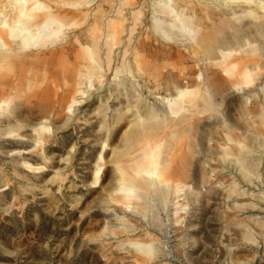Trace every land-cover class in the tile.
Returning <instances> with one entry per match:
<instances>
[{
	"label": "rangeland",
	"instance_id": "374dc122",
	"mask_svg": "<svg viewBox=\"0 0 264 264\" xmlns=\"http://www.w3.org/2000/svg\"><path fill=\"white\" fill-rule=\"evenodd\" d=\"M104 9L109 10L108 4L105 3ZM137 19L128 45L130 53L125 58L126 66L118 72L119 82L127 88L131 83L130 87L136 88V93L139 92L148 104L154 102L148 90L158 95H172L176 85L198 87L201 96L205 94L195 99L198 109L193 111L190 127H184L180 135L170 136L169 127L185 119L181 112L168 117V127L154 126L141 145L129 148L125 129L130 125L129 119L136 114L133 105H137L142 113L147 108L141 106L143 101H136L133 89L128 88L129 95L125 96L120 83L113 81L114 84L108 79L100 84L95 80V91L90 92L88 102L80 109L82 112L77 116L75 113L71 115L66 112V105L74 90L70 80L64 76L63 61L41 62L36 78L21 80V87L18 86L19 91H15V95L9 92L13 103L10 117L17 116L22 126L19 130L21 137L0 138V264H264V205L251 183L247 185L249 181L244 178V183H247L243 186L247 192L245 196L233 194V199L241 203L233 206L229 201L228 210H222L226 193L216 185L213 176L208 177L212 174L209 170L217 167L222 159V153L219 154L222 147L227 146L228 155L238 152L239 156L252 149L250 146L264 145V133L258 140L252 134L264 128L261 122L243 131L244 135L241 131L227 130L222 120L227 116L228 125L234 124L238 118L243 122L252 121L245 114L242 116L248 106L238 96L223 98L232 85H240L236 78L243 67L239 54L221 61L216 51L209 48V51L195 55L185 49L191 43L189 39L176 37L166 41L153 36L151 29H145V25L150 23L147 9L144 8ZM242 23H246L245 20ZM242 23H230L211 30V37L213 34L217 37L230 35ZM85 27L83 23L77 29L80 31ZM138 35L140 42H134ZM54 49L34 53L41 56ZM256 52L247 56L251 62L247 57L245 60L247 65L257 64L264 74V51ZM110 56L111 67L118 66L120 60ZM232 63L236 65L231 67ZM19 72L20 66L11 70L3 67L0 69V83ZM196 74H201V78L198 79ZM107 75L106 78H111L112 72ZM6 92L0 95V100L8 99ZM259 94V98L264 99V91ZM203 97L205 100L201 99ZM127 106L132 108L131 112L126 111ZM113 108L117 112H113ZM119 110L125 111L122 116H119ZM108 116L111 117L108 119ZM112 119L117 123H111ZM42 120L50 124V134L34 132ZM107 125H112L114 131L109 138L103 131H98ZM226 131L231 139L233 136V141H224L223 144ZM35 138L42 143L35 145ZM106 138L110 150L103 157L106 164L102 180L97 186H91L93 165ZM160 141L164 156L159 159V168L165 182L179 184L177 216L181 220L176 223L175 215L170 213L172 210L163 208L162 194L166 191L163 185L148 193L158 202L154 211L152 207L148 208L150 206L143 209L144 203H138L135 211H128L122 217L120 207L110 203V198L123 199L115 192L119 175L115 163L126 167L128 154H139L142 147H147L145 145L153 146ZM246 165L252 172L258 170L251 162H246ZM170 193L166 192L167 198ZM136 195L129 199L130 202H140ZM112 210L117 213L116 217H113ZM147 211H150L152 233L162 240L151 257L129 244V241L147 242L144 231L135 229L146 224L143 215ZM163 236L169 240H163ZM165 257L170 258L167 260Z\"/></svg>",
	"mask_w": 264,
	"mask_h": 264
},
{
	"label": "bare ground",
	"instance_id": "6f19581e",
	"mask_svg": "<svg viewBox=\"0 0 264 264\" xmlns=\"http://www.w3.org/2000/svg\"><path fill=\"white\" fill-rule=\"evenodd\" d=\"M105 3L108 4L109 10L104 9ZM144 8L147 9L150 22L148 26L145 25V29H151L153 36L161 37L166 41H170L176 37H184L191 41L190 45L187 48L185 47L186 50L195 55H201L203 52L205 53V50L207 52L211 48L212 50L210 51L213 52L215 50L220 56L221 61L233 54H239L238 57L243 67H240L241 70L238 72L239 77L237 76L236 78L239 80L240 85L238 87L232 85L231 89L223 94V98L225 99L229 95L238 96L239 100L248 106L242 116L245 114V116L252 118L250 119L252 121L243 122L238 118L234 124L228 125L226 121L227 116L222 120L228 127L227 130H237L239 132H246V129L254 127L258 121L264 124V99L259 98L260 91H264V74L260 72L261 67L257 64L254 63V65L252 62L251 65H247V56L257 53V50L259 52L264 51V0H0V69L6 67L8 70H11L14 66H20L19 73L13 74L10 79H5L6 81L0 83V95L6 91V94L9 95L8 99L0 100V138L12 139L21 137L19 133L22 126L20 119L15 115L10 117L12 115L11 108L13 103L9 92H13V95H15V91H19L18 89L21 87L19 86L21 80L36 78L37 68H41V62L50 60L63 61L65 68L64 76L70 80L71 89L73 88L74 90L71 100L66 105V112L71 115L75 113L77 116L82 112L80 109L88 102L87 99L91 96V91L94 90L95 80L101 84L102 81L110 79L109 82L116 81L121 84L118 72L126 66L125 58L130 53L128 45L130 44V40H132V31L136 28L138 23L137 17L143 13ZM244 20L246 23H242ZM83 23H85L86 27L79 31L77 28ZM230 23L234 25L235 23H242V25L235 28V32L232 34L228 31L230 35L226 36V34H222L217 37V35L213 34V38L211 37V30L228 26ZM139 37V35L135 36L133 41L140 42L138 40ZM54 47L55 49L49 54L36 56V53H34L47 51V49H53ZM29 52H31L30 55L28 54ZM110 55L120 60L119 65L115 62L118 66L111 67L110 60L112 59H110ZM246 57L247 60H245ZM251 60L248 61L251 62ZM102 61H104V66L102 65ZM235 65L236 63H232L231 67ZM111 72V78H106V75L111 74ZM197 78H201V74H198ZM122 84V93L128 96V88H131V83L128 88ZM131 89L135 92L136 98H134L136 101H143L141 102V106H147V108L146 112L142 113L137 105H133L136 114L133 113L135 116L129 119L130 125L125 129L126 141L129 148H133L134 145H141L140 143L147 138V135L151 133L154 126L156 128L168 127L166 123L168 117L176 116L181 112L185 114V119L169 127L170 136L179 134L186 126L190 127L193 111L198 109L196 108L195 99L201 96L198 87L176 85L174 86V93L172 95H158L154 94L152 90H148L147 93L154 99V102L148 104L145 102V98H141L139 92L136 93V88ZM68 93L70 95V92ZM204 97L201 99L205 100ZM206 102L208 103V100ZM199 105L201 106V103ZM205 105L203 104L202 106ZM131 109L127 106L126 111L130 110L131 112ZM111 110L113 112L116 111L114 108ZM123 111L118 113L119 116L124 114L125 111ZM109 117L111 116H108V119ZM113 122L114 120L111 121V123ZM49 125L46 120L39 121L34 132L50 134L51 128ZM112 128V125L111 127L110 125L106 127L101 126L98 131H103L105 137L109 138L114 133ZM258 131L252 132L257 140L264 133V128L261 127L260 132ZM221 134L223 135L222 132ZM108 138L102 142L100 150L97 153L89 183L91 186H97L102 180V173L106 164L103 157L106 151L110 150L107 144ZM224 138L225 140L221 138V141L223 140L221 143L233 141V136L231 139L227 131ZM238 141L237 144L239 143ZM41 143L40 139L35 138V145ZM145 146L147 147H138L141 148L139 154L127 155L125 161L127 163L125 164L126 167H121L118 163H115L119 173L115 192L119 193L123 199L110 198V203H115L116 206L118 205V208L120 207L119 210L122 212H120L122 217L128 211H135L139 206L138 203L142 205L144 203L145 206L140 205L141 208L147 209V206H150L148 208L152 207V210L154 206H157L158 202L156 203L155 197H150L148 193L156 191L159 188L158 186L163 185L166 189L162 194L163 208L172 210L170 213L175 215V222H180L181 218L177 216L179 184H170L168 180V182H165L159 168V159L163 154L162 143L160 141L153 146ZM262 146H250L252 149H247L246 153H240L239 156L237 155V151L235 155H228L227 146V149L221 146V152L218 149L219 154L222 153V159L218 162L217 167L209 170V173L212 174H209L208 177L212 178L213 176L216 185L221 186L222 190L226 193L222 202V210H228L229 201L233 206L241 203L236 198L233 199V194L235 193V196L237 194H244L245 196L247 192L245 193L243 186L247 183V185L251 183L252 189L256 191V196L262 201V205H264V147ZM202 147L204 149L205 146ZM230 148L233 151L232 147ZM246 162L253 163L258 170L252 172L248 168L249 164L246 165ZM244 178H247L249 182L244 183ZM239 183H242V186L238 187ZM135 191L138 192L136 193ZM169 191L171 193L168 195L171 198H167L166 192ZM135 194H137V199L140 202L134 204L129 199H132ZM149 213L150 211H147L143 215L144 220H146L143 228L138 226L135 228L139 231H144L143 233L148 237L147 242L129 241V244L134 245L142 254L144 253L151 257L156 253V246L162 240L152 233ZM112 214L113 217L117 216V213L113 210ZM153 216L151 215V217ZM166 229L168 231V228ZM164 234L166 233L164 232ZM162 238L164 240L166 236ZM169 258L165 257L167 260Z\"/></svg>",
	"mask_w": 264,
	"mask_h": 264
}]
</instances>
